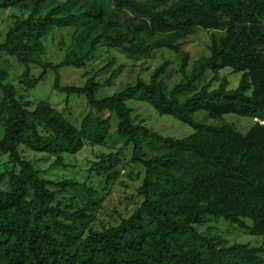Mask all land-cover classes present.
Returning <instances> with one entry per match:
<instances>
[{"label":"trees","instance_id":"trees-1","mask_svg":"<svg viewBox=\"0 0 264 264\" xmlns=\"http://www.w3.org/2000/svg\"><path fill=\"white\" fill-rule=\"evenodd\" d=\"M9 8L19 15L0 30V264H264V244L230 243L219 227L223 220L264 237V0H0ZM56 28L73 31L59 64L43 60ZM198 30L213 32L209 54L189 70L184 49ZM103 46L133 58L169 50L182 59L183 79L170 88L166 62L149 82L103 100L96 76L82 87L62 84L63 68L86 67ZM11 59L22 69L17 86L9 83ZM226 69L241 75L236 89L221 75ZM48 73L53 90L67 95L63 111L31 99ZM72 97L85 98L88 112L68 119ZM132 100L194 133L164 137L137 123ZM200 111L214 121L247 117L253 126L243 134L196 122ZM87 147L100 153L84 181L48 180L40 161L27 158L68 168V157ZM129 183L132 213H106V196Z\"/></svg>","mask_w":264,"mask_h":264},{"label":"rangeland","instance_id":"rangeland-1","mask_svg":"<svg viewBox=\"0 0 264 264\" xmlns=\"http://www.w3.org/2000/svg\"><path fill=\"white\" fill-rule=\"evenodd\" d=\"M15 15H19V13L14 8L6 10L0 9V30L2 29L6 31L12 24L11 18ZM72 32L71 28H56L55 31L44 40L46 52L43 56V60L45 62L59 64L64 60L71 44ZM212 33L213 32L211 31L198 30L195 35L188 39V44L184 51L189 53L191 57L189 70L194 63L203 56L209 54L208 47L211 44ZM113 58L117 60L116 64L106 70ZM11 60H13L14 67L11 69L9 83L17 86V77L21 74L22 69L18 66L15 59ZM166 62L170 63V67L164 76V81L171 88L179 84L183 79L180 73L182 59L179 55L166 49L156 51L154 54L147 57L133 58L124 54L120 50H108L106 46H103L98 48L94 59L90 61L86 67L81 69L72 67L63 68L60 71V75L62 77L63 85H74L77 87H82L88 78L96 76V81L101 84V87L96 93V97L98 100H103L120 93L128 85L136 84L138 79H143L149 82L151 75ZM119 68V72L114 74ZM41 73V69H33V76H39ZM86 73L88 76L84 77V74ZM221 75L228 78L230 82L229 89L233 90L238 87L241 78L240 74L233 73L231 70L226 69ZM211 76V73L208 72L197 84V88L199 89L206 85ZM54 81V73H48L45 83L31 91L30 96L33 100H46L57 109L63 111L67 105V95L53 90ZM217 87L218 84H214L212 88L215 89ZM128 104L134 109L135 115L138 117L137 123L143 122L147 127L164 137L184 139L194 133V130L190 126L172 116H162L158 114L155 109L147 103L132 100ZM69 105L71 113L67 116L68 119L81 117L88 112L87 101L85 98L72 97ZM194 120L196 122L211 125L226 123L234 126L243 134H247L253 126V122L250 118L237 115H227L222 121H214L208 117L205 111L196 113L194 115ZM99 151L100 149L98 148L93 150L92 148L87 147L77 157H68V160L66 161L69 165L68 168H54L53 163L55 160H44L45 157L43 155L27 153V158L40 161L37 163V168L42 172V176L48 180L76 179L84 181L88 177L87 170L89 169V162L95 160L96 152ZM5 160L6 157H0V163ZM128 185L129 187L115 186L110 191V194L106 196L103 202L106 213L112 214L115 209L121 212L126 211L128 215L132 213L134 210V204L130 198L135 194V184L129 183ZM212 226L214 227V225H210L202 229L201 232H207L209 227ZM219 227L221 231L226 234V239L230 243L250 244L252 246H260L264 244V237H254L245 234L239 231L234 225L223 220ZM211 233L216 234V230H212Z\"/></svg>","mask_w":264,"mask_h":264},{"label":"built area","instance_id":"built-area-1","mask_svg":"<svg viewBox=\"0 0 264 264\" xmlns=\"http://www.w3.org/2000/svg\"><path fill=\"white\" fill-rule=\"evenodd\" d=\"M262 124H264V122H262Z\"/></svg>","mask_w":264,"mask_h":264}]
</instances>
